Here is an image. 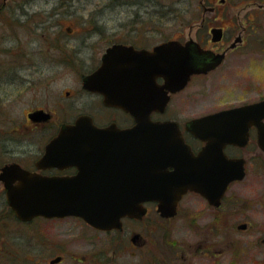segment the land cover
Returning a JSON list of instances; mask_svg holds the SVG:
<instances>
[{
  "label": "flooded vegetation",
  "instance_id": "obj_1",
  "mask_svg": "<svg viewBox=\"0 0 264 264\" xmlns=\"http://www.w3.org/2000/svg\"><path fill=\"white\" fill-rule=\"evenodd\" d=\"M7 1L4 0L2 6ZM111 1L116 2V7H123L113 26L106 25L105 31L94 26L98 28L94 33L78 36L77 46L68 47L71 41L67 38L64 41L66 47L60 49L66 60L71 58L70 53L77 58L78 54L89 50L100 56L90 58L91 69L82 74L78 81L81 83L75 90H66L53 97L48 95L42 100L37 95L27 100L20 95L26 87L33 93L38 91L43 83L40 71L37 68L26 71L19 64L0 66V264H239L247 253L241 242L249 249L250 242L258 241L263 230L255 229L253 224L245 221L238 225L233 221L234 212L230 213L227 204L230 203V186L236 181L228 185L219 206L200 192L188 189L169 211H162L158 200H148L140 208L143 212L125 215L109 227L92 224L80 215L71 214L37 215L22 220L11 204L7 183L17 185L23 177L57 179L81 175L87 181L112 180L115 173L123 171L114 166L115 160L109 157H92L94 154L87 147L72 151L73 160L47 156L49 144L60 135L64 125H74L80 117L91 122V127L81 128L86 133L92 129L109 131V135L101 138L103 143L100 144L99 137L94 135L88 146L105 149L114 146L118 132L135 128L139 118L145 116L153 122H176L186 143L198 155L206 142L189 130L191 120L264 99L263 96L218 106L206 113L198 112L205 93L203 79L215 77L218 82L224 81L225 61L231 52L246 43V32L253 28L243 25L238 31L236 27L214 22L221 13L220 6L227 0L219 3L200 0L204 10L217 15L213 16L211 24H206V16H202L195 35L181 26L157 33L152 9L154 0H106L104 4L110 6ZM66 4L69 15H74L75 0H60L61 7ZM125 5L131 9H124ZM259 9L264 14V2H260ZM42 23L37 26L43 27ZM88 23L90 26L94 20ZM190 28H194L193 25ZM213 29L221 30V38L214 39ZM170 41L183 46L194 41L193 45L197 44L193 46L196 49L194 56L199 68L214 60L219 63L208 71L192 73L184 87L174 89L178 73L172 71L173 81H168L167 73L155 67L152 63L155 56L151 55L157 46ZM115 45L120 47L122 56L127 55L125 58L130 64L127 72H121L118 77L120 97L113 101L102 92L85 87L84 78L102 65L103 56ZM133 55L136 58H132ZM10 86H15V94ZM9 114H24V118ZM63 114L72 115L67 118ZM187 114L201 115L188 118ZM45 115L48 117L44 118ZM253 139L258 143L255 124L250 127L247 145L227 144L226 154L242 157L230 154L228 148H246ZM235 203L231 201V204ZM13 219L22 225L14 238ZM241 224L246 227L241 228ZM236 232L243 234V238L238 240ZM262 240L264 242V237Z\"/></svg>",
  "mask_w": 264,
  "mask_h": 264
},
{
  "label": "water",
  "instance_id": "obj_2",
  "mask_svg": "<svg viewBox=\"0 0 264 264\" xmlns=\"http://www.w3.org/2000/svg\"><path fill=\"white\" fill-rule=\"evenodd\" d=\"M212 32L214 39L221 38L220 29ZM193 43L189 41L183 46L170 41L157 46L151 54L155 56L152 63L167 73L168 81H173L172 71L178 73L174 89L184 87L192 73L208 71L219 63L214 60L199 68L193 47L197 44ZM126 56L120 54V47L116 45L109 48L102 65L84 78L85 87L102 92L107 99H119L118 77L121 72H127L130 64ZM132 58H136L135 55ZM85 119L80 117L76 124L64 125L60 135L49 144L47 156L73 160L72 151L87 147L94 154L92 157H109L115 160L114 166L123 171L115 173L112 180L87 181L77 175L57 179L23 177L17 185L7 183L11 204L22 220L37 215L71 214L109 227L125 215L143 212L140 208L148 200H158L160 209L169 211L188 189L200 192L219 206L228 185L244 179L247 174L246 159L229 157L226 145L246 146L250 127L255 124L258 143L264 151V99L191 120L189 130L206 142L198 155L192 152L174 121L153 122L141 116L135 128L118 132L114 146L105 149L88 144L95 136L103 143L101 138L109 135V131L92 129L86 133L81 128L92 125ZM240 227L245 228L246 224Z\"/></svg>",
  "mask_w": 264,
  "mask_h": 264
},
{
  "label": "rangeland",
  "instance_id": "obj_3",
  "mask_svg": "<svg viewBox=\"0 0 264 264\" xmlns=\"http://www.w3.org/2000/svg\"><path fill=\"white\" fill-rule=\"evenodd\" d=\"M3 2L0 0V66L19 64L26 71L37 68L43 80L37 92L33 93L28 87L24 89L20 96L27 100L36 95L42 100L48 95L53 97L64 94L66 90H75L81 83L78 81L82 74L91 69L90 58L94 56L98 59L100 56L89 50L78 54L77 58L70 53L71 58L66 60L60 53V49L66 47L64 41L69 38L68 47L77 46L78 36L94 33L98 28L102 31L106 25L113 26L117 22L118 11L123 8L116 7L114 1L108 6L104 4L106 0H75L74 15H69V7L67 4L61 7L60 0H8L2 6ZM260 2L264 0H227L224 6H220L221 13L214 22L236 27L238 31L243 25L253 28L246 32V43L231 52L225 61L224 81L218 82L215 77L203 79L205 93L198 105L199 113L264 96V14L260 12L263 11L259 9ZM124 9L130 10L131 7L125 5ZM152 9L157 33L181 26L195 35L202 16H206V24H211L213 16L217 15L204 10L200 0H154ZM91 20L94 24L89 26L88 21ZM38 23H42L43 27L37 26ZM10 72L8 74L12 76ZM218 86L222 87L219 89ZM10 89L15 94V86H10ZM9 115L24 118V114ZM71 115L63 114L67 118ZM196 115L201 114H187L188 118ZM228 152L247 160L245 178L234 182L229 189L230 203L227 206L230 213L234 212L233 221L237 225L245 221L253 224L255 229L263 230L258 241L250 242L249 249L241 242L247 253L239 264H264V151L253 139L246 148L230 147ZM231 201L236 203L233 205ZM21 229L22 225L13 219L12 238ZM239 237L243 238V234L236 232L238 240Z\"/></svg>",
  "mask_w": 264,
  "mask_h": 264
}]
</instances>
